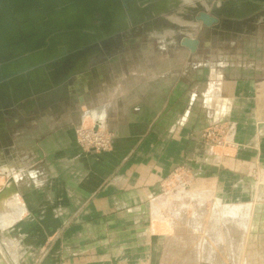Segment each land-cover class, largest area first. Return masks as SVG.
I'll return each mask as SVG.
<instances>
[{"label":"crops","instance_id":"obj_1","mask_svg":"<svg viewBox=\"0 0 264 264\" xmlns=\"http://www.w3.org/2000/svg\"><path fill=\"white\" fill-rule=\"evenodd\" d=\"M246 29L241 33L254 31ZM154 35L164 36L165 49L173 47L175 37L168 31ZM208 39L210 50L213 39ZM252 44L264 47L261 41ZM229 47L235 50L232 56L225 55L226 46L211 49L216 58L209 63L201 88L194 79L197 75L190 77L188 69L178 79L180 90L172 87L173 75L167 68L156 75L148 67L152 77L140 78L134 68L129 74L120 72L122 63H118L113 73V61L120 60L117 53L91 68L72 98L62 101L78 100L82 123L113 131V147L85 151L70 128L51 138L38 154L47 163L45 172L37 167L28 175L29 169L18 166L28 158L26 149L18 150L13 159L8 156L11 122L5 116L0 121V168L10 177L23 171L27 180L25 186L9 182L0 195L5 242H0V264H172V252H182L185 237L173 231L175 224L167 217H157V209L162 186L173 172L184 166L189 170L191 192H199L202 205L203 192L212 190L226 201L225 193L234 194L240 183L254 176L257 164L264 166V54L243 57L244 44L237 39ZM185 53V60L194 54V66L199 68V49L195 55L186 47ZM133 60L127 61L131 67ZM166 64L170 62L162 65ZM160 79L164 89L157 93L150 85ZM58 106L52 105L53 110ZM203 113L210 119L199 125L198 114ZM222 120L229 122L228 144L210 145L199 136L201 129ZM252 147L258 148V159L252 156ZM220 186L223 189L218 190ZM257 197L262 202L258 207L264 208V187ZM244 202L255 204L252 199ZM262 218L259 224L264 223ZM220 219L214 222L227 225L223 228L235 250L232 227L237 221ZM204 222L200 218L199 223ZM247 229L249 233L250 226Z\"/></svg>","mask_w":264,"mask_h":264},{"label":"rangeland","instance_id":"obj_2","mask_svg":"<svg viewBox=\"0 0 264 264\" xmlns=\"http://www.w3.org/2000/svg\"><path fill=\"white\" fill-rule=\"evenodd\" d=\"M216 1L218 2V0H212L206 4V12L211 13L213 11V5L209 6V4L215 3ZM172 14L173 15L169 14V19L178 24V26L176 27L166 26L162 27L163 29H157L156 27L155 29H151V31L149 32L141 29L143 30V33L133 28L131 33V30L124 32L121 45H119L118 48L115 49V52L117 53V55H119L120 60L118 62L113 61L114 63L111 67L112 72L114 73L116 71L115 68L118 63H122V71L120 70V72L123 73L125 71V73L129 74L132 73V71L130 72V69L134 68V70H136V72L140 74V78H145L148 76L152 77V74H149L148 72V67L154 69L156 71V75L163 73L164 69L167 68L168 71L170 70V73L173 75L171 76L172 87L180 90L183 87L179 84L178 79H181V74H183L184 71L188 69L189 71H187L191 75L190 77H192V75L194 74L197 75L194 79H197L198 83L200 82L199 88H201L203 85H206V77L208 76L210 69L209 63L214 62L216 58L214 53H211V49L219 50L221 47L226 46V48L224 49L225 55L232 56V53H234L235 50H232L233 47L229 46L237 39L244 44V51H246V55L244 54L243 57H260L264 54V47H262L261 49L260 47H254L252 44V41H261L264 43V15H260L257 17L256 20L259 21L257 23V26L254 27V31H251L253 33H234L231 31H227V33L217 32L219 34L218 35L214 33L215 31H212L213 34L207 33L211 28L206 29L204 23L201 20H199V22H196V20L194 19L193 22L187 17H182L178 14H174V12ZM195 14L199 15V10L196 9ZM157 20H160L161 22L168 21V19H162L161 17H157L156 21ZM182 24H187V26H189L188 24H193L196 27H190V25L189 27H187V29L186 27H183ZM143 26L144 25L141 24L139 25V28ZM180 26L185 29H180ZM242 27L245 29L243 32H248V29H246L249 28L248 26ZM165 31H168L173 35L172 37H175V41L172 42L173 47L171 49H165V47L163 46L164 36L154 35V33L159 34L164 33ZM189 34L200 39L198 49L199 57L201 58V60H199V68L197 69L194 66V63H196V61H194V54L193 56L190 54L191 56L187 58L188 60H185L186 47L181 44L183 36ZM208 34L209 37L212 36L213 39L212 47H210V50L208 49V47L206 48V45L204 43ZM130 37L134 38L135 40L132 41ZM127 39H130L129 41L132 43L126 44L125 40ZM132 44L133 46L130 47ZM110 56H112V54H102L98 57H94L89 62L88 67L93 68L94 66L108 60ZM129 59L130 61L131 59H134L133 67L128 65L127 61ZM166 61L170 62V64L162 65L163 63H166ZM186 62L193 64H189ZM169 66L171 67V69L168 68ZM163 79H160V81L152 82L150 87L154 88L157 93L158 91L162 92V90L164 89ZM199 79L201 80L199 81ZM166 82L168 84V82L170 81ZM79 101H81L80 98ZM78 103V100H72L70 102L61 101L57 103L59 104V108L56 111L53 110L52 107H49L43 109L36 108L34 110L25 112L21 108H18L16 106L13 107V112L6 117V119L11 122V124L8 125L10 127L9 131H11V133L9 134L10 141L6 146V152L8 156L13 159V155H16V152L18 150L26 149L28 152V158L25 162H22V164L18 166L24 165L22 166V169H29L27 170L28 175H30V170H35V168L37 167L40 171L44 170L45 172L47 163L44 161L42 162L38 154L40 155L41 151L47 148V145H50L51 138L59 135L61 132L66 133V130L71 128V130H74L75 132L77 141V131L79 129L91 128L96 126L91 124H84L81 122L80 114L82 112V107H79ZM71 119L73 120V122L71 121ZM198 119L199 120L197 122H199V125H201L203 122V124H205L207 121H209L210 117L206 116V114L203 113L202 116H199L198 114ZM213 128L217 130L218 135H222L223 132L226 133L231 131L229 122L222 120L219 123H215L211 126L209 125L201 129L199 131V136H202V134L206 130ZM102 130L108 131L113 135V131L111 130ZM45 143L48 144L45 145ZM210 145L214 144L211 143ZM252 148L255 149H252V156L258 159V148ZM82 149L85 150L84 148ZM41 166H43L44 168L41 169ZM256 166L258 168L254 173V176L249 177L246 180V183H240V185L235 188L234 194L228 195L227 193H225V200L227 202L224 201V199H222L220 195H214L213 191L210 190L202 193L205 195H203L205 200L202 205L199 204V192H191V190H193V185L191 182L192 178H190L191 174L188 173L189 175H182V179L179 180L178 174L181 173L182 167L177 168L173 172V174L162 186L163 190L161 193L163 195L162 197H160V205L157 209V217H167V221L171 220L172 223L175 224V230L173 231L185 237L184 242L181 241L183 242V245L180 246L182 252L177 249L176 252L178 254H174V252H172L173 257H175L173 258L174 260L172 264H177L175 261H178V264H264V236L260 235V233H264V223L259 224V221L263 220L262 217L264 213L262 211L264 208L263 206L258 207L262 204V202H260L257 197L261 188L264 187V166L261 164H257ZM22 172L20 174L19 171L15 172V174L10 177L3 174V170L0 168V191L3 187L10 185V180H13L15 183L18 182V185H24L25 183H23V180L25 179L26 182L27 179L26 177H22ZM20 177L22 178L20 179ZM5 179H8V182ZM250 183L251 187L249 186ZM221 189H223L222 186H220L218 190ZM217 198H220L223 204ZM250 199H252L255 204L251 202V205H243L247 204L244 201H250ZM231 216L234 217L238 223L237 224L235 222L236 226L233 225L234 236H232L236 238L235 250L232 245L233 241L230 237V234L226 233L224 231L225 229L223 228H227V225L224 226L214 222L215 218H219L220 222L222 220L220 219L221 217L232 218ZM255 217V221H257V223H254ZM200 218H205V222L203 224L199 223ZM248 223H250V225ZM249 226L250 230L248 233L247 228H249ZM235 227L240 230L236 229ZM244 230L246 234L244 232H241ZM0 235L3 238L2 230H0ZM240 235L242 236L241 239ZM243 236H245L246 239H243L245 238ZM239 241L241 243H239ZM237 249L239 251H237ZM205 251H207L211 255L206 257L204 255ZM179 253H181V255Z\"/></svg>","mask_w":264,"mask_h":264},{"label":"water","instance_id":"obj_3","mask_svg":"<svg viewBox=\"0 0 264 264\" xmlns=\"http://www.w3.org/2000/svg\"><path fill=\"white\" fill-rule=\"evenodd\" d=\"M157 1L137 0V6L146 7ZM125 7L127 0H0V94L9 100L1 103L0 109L7 110L5 116L11 114L15 106L25 112L52 107H39L33 98L39 92L52 89V79L65 72L62 63L69 59L74 62L94 50L89 56V65L91 59L102 54L116 55L122 33L130 25L139 26L146 20L133 19L125 12ZM197 10V19L205 26L222 22V14L215 6L211 13L203 6ZM117 17H121L120 23L115 22ZM72 30L76 31L71 33ZM228 31L235 32L233 29ZM61 39H68L69 43L60 45L58 40ZM55 41H58L60 52L43 57L55 47ZM181 44L195 53L200 40L184 36ZM75 73L69 72L54 85L71 82ZM80 99L83 100L81 96ZM22 102L28 105L22 107Z\"/></svg>","mask_w":264,"mask_h":264},{"label":"bare ground","instance_id":"obj_4","mask_svg":"<svg viewBox=\"0 0 264 264\" xmlns=\"http://www.w3.org/2000/svg\"><path fill=\"white\" fill-rule=\"evenodd\" d=\"M210 1H212V0H159L157 2H154L153 4H149V5H146V7L145 6L143 7L141 5L137 6V0H136V3L134 0H127V7H125V12L130 14V16L135 20H143V18H146V20L143 21V23H141V24L144 25V28H145L144 30L146 32L147 31L149 32V31H151V29H153V28L155 29L156 27H157V29L158 28L163 29L162 27H166V26H170V27L178 26V24H176L175 22H173L169 19V14L173 15L172 14L173 12H174V14H178L179 16L187 17L189 20L194 22L193 17H191V13L193 11H196V9L201 7V6L205 7L206 4ZM138 3H139V1H138ZM212 5L215 6V10H217L218 12H220L222 14V22L221 23H222V26L224 27L223 28L224 30L233 29L237 32L244 31L245 29L242 27L243 24H247L249 26V28H254L257 26V23L259 21V20L258 21L256 20L257 17L260 15H264V8H263L264 2H261V1L219 0V2L216 1L215 3L209 4V6H212ZM121 16H122V14H121ZM157 17H161L162 19H168L170 22L164 21V22H161L160 24H158L159 22L156 21ZM121 21H122L121 17H117L115 22L120 23ZM133 27H135V30H138V31L140 29L139 26H137V25L136 26L130 25V27L127 30H125L124 32L131 30ZM179 28L185 29V28H182V26H180ZM74 31H76V30H72L71 33H74ZM131 32H132V30H131ZM180 33H182V32H180ZM184 36H190V35H184ZM190 37H192V36H190ZM122 38H123V35H122L121 39ZM131 40L134 41L135 39L131 38ZM58 41H59L60 45H62L63 42L69 43L68 39H61ZM57 42L56 41L54 42V44H56L55 47L50 48L47 52V55L45 54V56H43V57L47 58L50 55H55V54L60 52V47L57 46ZM73 42L75 43V41H73ZM125 42H126V44L132 43L129 40H125ZM66 49H67V46H66L65 50ZM62 50H64V48ZM93 51L90 50L88 52V54H86L85 56H83L80 59H76L74 62H72V60L69 59L67 62L62 63L63 68H65V72H63L61 75L58 74V76L55 75V77L52 79V85H53L52 89H48V90H45L43 92H39L37 94V96L33 98V102L37 103L39 107L40 106L44 107L46 105H51V106L53 105L54 106V104H57V103L61 102L62 100H69L70 98H72V96L76 92V89H78L81 86V82L84 79V77L90 76L89 72L91 71L90 70L91 68L88 67V60L90 58L89 57L90 54ZM110 57H112V56H110ZM56 63H58V62H56ZM71 71L76 72L75 76L73 77L71 82H69V80H68L67 83H66V81H64L60 85H56V86L54 85L55 82H59L62 80V76L68 75V73ZM29 91L33 92L32 90H29ZM23 94L24 93H22L21 95H23ZM21 95H18V97H20ZM8 101H7V97H3V95L0 94V104L6 103ZM24 105H28V104L26 102L25 103L22 102L21 106L25 107ZM6 113H7L6 109H4V108L0 109V121L4 122V118H5ZM11 181H13V180H10V183H11ZM6 189H7V186L3 187L2 190L0 191V195L3 194ZM201 195L203 196L204 194H200V196ZM202 196L200 198H202ZM233 223H232V225H233ZM236 229H238V228H236ZM238 230H240V229H238ZM242 230H243V228H242ZM241 232H244L246 234L245 230L241 231ZM244 233H243V235H244ZM243 237H245V236H243ZM0 240L2 241V245H3L5 242H3V238L1 235H0Z\"/></svg>","mask_w":264,"mask_h":264},{"label":"built area","instance_id":"obj_5","mask_svg":"<svg viewBox=\"0 0 264 264\" xmlns=\"http://www.w3.org/2000/svg\"><path fill=\"white\" fill-rule=\"evenodd\" d=\"M217 133L215 128L206 130L202 134V139L206 140L207 143H213L215 145H226L232 140L230 139V132H223L222 135H218ZM77 135V142L85 151L105 152L112 149L113 135L108 131L101 129L95 130L94 127L82 128L77 131ZM188 173L189 170L182 167L181 173L178 174L179 180L182 179V175H189Z\"/></svg>","mask_w":264,"mask_h":264},{"label":"flooded vegetation","instance_id":"obj_6","mask_svg":"<svg viewBox=\"0 0 264 264\" xmlns=\"http://www.w3.org/2000/svg\"><path fill=\"white\" fill-rule=\"evenodd\" d=\"M190 16V15H189ZM197 16H198V14H195V11H193L192 13H191V17H193V19H195L196 20V22L198 21L199 22V20L197 19ZM157 22H159L158 24H160L161 23V21L159 20H157ZM164 22V21H163ZM166 22H170L169 20L168 21H166ZM196 27V26H195ZM206 27V29L207 28H211L210 29V31H208L207 33H212L213 34V32L212 31H215L214 33H216V34H218L217 32H224V33H227V31L228 30H224L223 28V26H222V23L221 22H218V23H216V24H214L213 26H205ZM141 29H145L144 28V26L143 27H140V29H139V32H142L143 30H141ZM131 30H133V28L131 29ZM236 32V31H235ZM234 32V33H235ZM130 33H131V31H130ZM219 35V34H218ZM135 36V35H134ZM223 36V35H222ZM225 36V35H224ZM184 37V36H183ZM212 37V36H211ZM132 37H130V39H131ZM196 38V37H195ZM209 38V34L207 35V37H206V39H205V41H204V43H205V45H207L206 44V42L209 40L208 39ZM130 39H127V40H130ZM183 39V38H182ZM197 39H199V38H197ZM200 40V39H199Z\"/></svg>","mask_w":264,"mask_h":264}]
</instances>
